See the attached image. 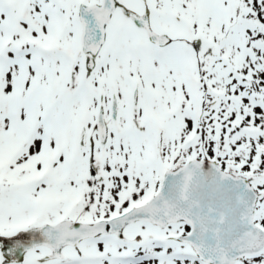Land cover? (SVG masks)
Listing matches in <instances>:
<instances>
[{
	"label": "snow or ice",
	"instance_id": "6c2138e0",
	"mask_svg": "<svg viewBox=\"0 0 264 264\" xmlns=\"http://www.w3.org/2000/svg\"><path fill=\"white\" fill-rule=\"evenodd\" d=\"M0 264H264V0H0Z\"/></svg>",
	"mask_w": 264,
	"mask_h": 264
}]
</instances>
